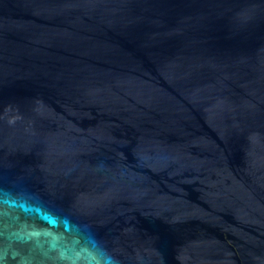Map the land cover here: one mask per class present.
Returning a JSON list of instances; mask_svg holds the SVG:
<instances>
[{
  "label": "water",
  "instance_id": "1",
  "mask_svg": "<svg viewBox=\"0 0 264 264\" xmlns=\"http://www.w3.org/2000/svg\"><path fill=\"white\" fill-rule=\"evenodd\" d=\"M0 264H264V0H0Z\"/></svg>",
  "mask_w": 264,
  "mask_h": 264
}]
</instances>
